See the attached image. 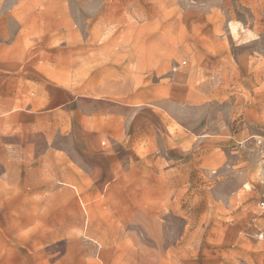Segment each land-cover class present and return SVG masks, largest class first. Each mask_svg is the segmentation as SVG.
<instances>
[{"label": "rangeland", "instance_id": "1", "mask_svg": "<svg viewBox=\"0 0 264 264\" xmlns=\"http://www.w3.org/2000/svg\"><path fill=\"white\" fill-rule=\"evenodd\" d=\"M226 1L0 0V264H264V164L251 141L264 136V44L242 34L243 10L225 21ZM31 20L41 30L21 31ZM14 58L19 69H3ZM25 78L43 81L41 117L8 122ZM51 78L74 83L72 118L65 103L50 115ZM24 143L37 157L70 149L81 185L66 182L65 155L37 161L61 192L41 231L18 229L23 209L2 198L5 148ZM84 209L90 235L112 239L88 236ZM111 222L122 225L103 229Z\"/></svg>", "mask_w": 264, "mask_h": 264}, {"label": "crops", "instance_id": "2", "mask_svg": "<svg viewBox=\"0 0 264 264\" xmlns=\"http://www.w3.org/2000/svg\"><path fill=\"white\" fill-rule=\"evenodd\" d=\"M229 2L228 0L225 2V4H222L223 2H220L217 4L218 7L225 6L226 8H229L230 6L233 7L234 10L236 11H227V18L225 21L227 23L231 22H240L239 20L236 21L235 18L238 16V10H243L245 12L243 15V19H240L244 24H245V30L240 31L239 33H242L243 35H249L247 38L249 39H263L261 44H264V0H232ZM219 21L221 18L216 17ZM23 26H21V31H26V32H33L36 30H41V26L39 24L41 22L31 20V21H25ZM251 23V28L250 24ZM239 31V30H237ZM248 33V34H247ZM31 37V36H30ZM264 46V45H263ZM185 51V50H184ZM186 52V51H185ZM19 53V52H17ZM33 54H35V51L33 50ZM17 55V54H16ZM15 61L12 62V64L7 63L6 65L3 64V69L7 70H17L19 69V66H21V63ZM27 65V64H26ZM30 68L35 67L34 63L28 64ZM254 70H257L258 72L264 71V63H259L257 66H255ZM22 83V80L19 79L17 80V86H20ZM43 81L42 79H35V78H25L24 87L26 88L25 91L27 93L20 94L19 92L16 95L17 103H21L22 105L19 106V110H11L8 112V114L4 117V120H8L10 122V119L12 117L19 116L20 119H36L40 118L41 115L39 114L41 111V99H42V94L40 91H38V88L42 85ZM46 85L49 87V95H48V103H49V109L48 111L50 112V115H58V108L61 104L65 103L66 105V115L68 117H73V112L72 109H68V106L73 105L74 101V92L70 87L72 88L74 86V83L72 82L67 83V84H60L57 80L51 78L49 81H45ZM30 92V94H29ZM130 102H135V101H130ZM17 109V108H16ZM60 114L63 113V109H61ZM107 113V111H104ZM109 117L117 119L116 115L112 114L109 115ZM259 123H261V120L264 119V112L259 114ZM7 153L5 157L2 159V166L7 168V175H3L2 179V198L3 199H17L18 201L14 202L11 201L8 203L7 208L13 210L16 208L23 209V215H24V220L25 222H21L18 224V229L21 230H29V231H41L43 228L40 223L41 216L43 212H46V209H48L49 213L52 212V209H56L57 207V198L58 195L61 194V192L58 191L57 187V179L54 178L53 176L50 177H41L35 174V170L32 169L37 161H40L39 165H50L53 166L55 165L52 162H49L50 160L54 159L56 157L62 158L65 155V161L67 165V173L65 176L66 182L70 183L71 186L76 189V192H78V189H81V185L75 182V178L73 175V168L72 165L74 164V159H73V154L70 151V149H65V154H63V151H60L57 149L56 146L54 147H48L43 155H40L37 157V149L35 148L34 145L24 143V144H18V145H13L9 144L7 148ZM103 153H110L112 150L107 151ZM180 154L182 155L184 153V150H177ZM18 152V153H17ZM136 153V152H135ZM104 157H107L104 155ZM42 160H48V162L41 163ZM133 160H137L136 154L133 155ZM262 161V160H261ZM263 162V161H262ZM264 164V162H263ZM69 165V166H68ZM18 167L19 169L21 168H28L23 175H12L14 174V171L11 170L10 168H15ZM260 182L263 183V191L258 198V204L261 200L264 199V170H263V175L260 178ZM73 184V185H72ZM98 188V187H97ZM65 194L67 195V199L70 200V203L72 202V198L74 197V192L71 189H65L64 190ZM83 193V191H82ZM42 200H45L44 202ZM46 200H51L49 202H46ZM6 207V203L4 204ZM136 208V207H135ZM260 208V207H259ZM261 209V208H260ZM85 213L87 214V231H88V236L91 237L92 239L95 238L97 241L101 242V237L102 235L94 236L90 235L89 231V212L87 209H84ZM262 212L264 213V209H261ZM92 212V211H91ZM135 212V213H134ZM131 214H136V211L134 209H127L126 207H123L122 209H119L118 215H125L131 217ZM264 217V216H263ZM132 218V217H131ZM130 218V219H131ZM72 223V218L70 219ZM131 221V220H130ZM112 225L113 227L118 226L121 227V223L116 224L115 222L111 223H104L103 229H109ZM128 224H124V227L126 228ZM51 229L52 223L49 222L48 226ZM97 230L99 229V226H95L94 223H92L91 228ZM263 230V229H261ZM104 232V231H103ZM112 234V235H111ZM114 233L106 232V237L107 239H112ZM38 241V240H37ZM115 242V240L113 241ZM39 243V242H38ZM40 244V243H39ZM38 244V245H39ZM106 254V252H105ZM24 260L26 259L27 261H32L33 263L40 262L41 258H23ZM2 261H7V258H0V262Z\"/></svg>", "mask_w": 264, "mask_h": 264}, {"label": "built area", "instance_id": "3", "mask_svg": "<svg viewBox=\"0 0 264 264\" xmlns=\"http://www.w3.org/2000/svg\"><path fill=\"white\" fill-rule=\"evenodd\" d=\"M252 144L254 145V148L256 149V152L258 153L260 159L264 162V136L257 134L251 136ZM259 207L261 209H264V199L259 202ZM256 237L258 239H264V229L259 230L256 233Z\"/></svg>", "mask_w": 264, "mask_h": 264}]
</instances>
